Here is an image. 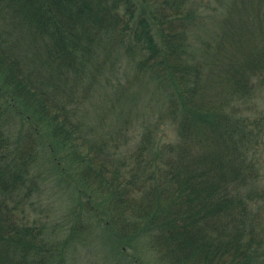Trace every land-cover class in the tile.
<instances>
[{"label":"trees","instance_id":"1","mask_svg":"<svg viewBox=\"0 0 264 264\" xmlns=\"http://www.w3.org/2000/svg\"><path fill=\"white\" fill-rule=\"evenodd\" d=\"M263 92L264 0H0V264L88 233L118 264H264ZM43 164L64 240L33 215Z\"/></svg>","mask_w":264,"mask_h":264},{"label":"rangeland","instance_id":"2","mask_svg":"<svg viewBox=\"0 0 264 264\" xmlns=\"http://www.w3.org/2000/svg\"><path fill=\"white\" fill-rule=\"evenodd\" d=\"M253 104L255 107L264 110V92L261 97L258 96L254 100ZM89 108L94 118H97L98 115L103 117V108L98 109L95 105H91ZM133 114H131V118H133ZM164 134L170 137L172 135L171 129L165 126ZM260 149L264 173V148L262 144ZM42 168L39 192L35 193L32 199L33 215L46 224L52 237L64 240L68 238L70 229L76 223L78 208L75 209L74 199L69 195L65 185L60 182L57 172L51 170L48 165L43 164ZM87 235L82 243L78 240L69 241L70 246L63 264H118L117 256L111 255L110 247L103 243L102 238L97 233H88ZM109 256H112L113 260ZM140 257L146 263L148 261V264H153L150 261V255H140ZM128 260V264H131Z\"/></svg>","mask_w":264,"mask_h":264}]
</instances>
